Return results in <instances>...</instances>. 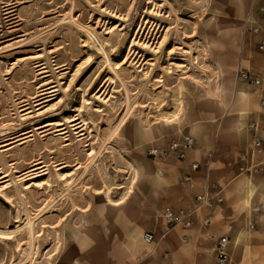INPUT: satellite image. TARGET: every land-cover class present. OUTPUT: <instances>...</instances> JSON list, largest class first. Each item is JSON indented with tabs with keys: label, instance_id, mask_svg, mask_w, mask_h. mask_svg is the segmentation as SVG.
Returning a JSON list of instances; mask_svg holds the SVG:
<instances>
[{
	"label": "rangeland",
	"instance_id": "1",
	"mask_svg": "<svg viewBox=\"0 0 264 264\" xmlns=\"http://www.w3.org/2000/svg\"><path fill=\"white\" fill-rule=\"evenodd\" d=\"M252 2L0 0V264H98L117 212L140 249L148 148L211 117Z\"/></svg>",
	"mask_w": 264,
	"mask_h": 264
},
{
	"label": "crops",
	"instance_id": "2",
	"mask_svg": "<svg viewBox=\"0 0 264 264\" xmlns=\"http://www.w3.org/2000/svg\"><path fill=\"white\" fill-rule=\"evenodd\" d=\"M255 4L253 0L252 5ZM253 6L249 13L264 24L259 6ZM242 38L235 48L236 61L227 92L213 96L211 117L187 129L194 145L186 158L153 161L163 186L157 196L159 207L154 214L145 211L148 222L136 229L138 233L142 231L140 249L128 247L133 241L132 236H127L129 220L117 212L101 221L100 228L107 231L102 237L104 241L92 238L94 244L101 246L93 256L98 264H207L209 259L215 263V242L208 238L209 234L227 237V264H264V152L257 157L261 162L257 174L250 178L238 171V156L246 150L253 133L264 142V85H249L236 75L238 70H247L264 77V51L247 45L246 34ZM250 123L255 124V130ZM193 162L200 165L197 171L191 170ZM206 176L221 189L222 202L203 211L190 228L168 229L158 217L160 210L164 206L190 207ZM255 206L258 210L253 209ZM201 216L209 217L207 225L202 223ZM250 225L254 227L251 229ZM145 233H153V242L143 239ZM106 245L109 248L104 249ZM207 249L212 255L207 254ZM57 264L69 263L63 258Z\"/></svg>",
	"mask_w": 264,
	"mask_h": 264
},
{
	"label": "built area",
	"instance_id": "3",
	"mask_svg": "<svg viewBox=\"0 0 264 264\" xmlns=\"http://www.w3.org/2000/svg\"><path fill=\"white\" fill-rule=\"evenodd\" d=\"M259 12L264 14V7L259 8ZM243 30L250 31L258 37V49L264 51V26L250 13H248L243 19ZM237 78L246 82L249 85L260 87L264 85V77L254 75L247 70H238ZM264 104V101H262ZM254 130L256 126L254 123L249 124ZM194 140L190 135H183L180 139L171 140L166 146L161 147L159 145H151L148 148V155L153 161H163L168 158H174L178 161H182L186 158L187 152L193 148ZM264 152V142L258 134L253 133L251 140L246 150L238 156V171L240 174H246L248 177H252L259 172L260 161L257 157ZM200 165L196 162L191 164V170L197 171ZM189 179L188 176L185 177ZM223 200L221 196V189L215 182H212L205 177L203 188L200 192L195 194L193 204L190 207H181L173 209L171 207L164 208L162 217L166 223L168 229L180 226L184 229L190 228L194 219L202 214L203 211L213 208L215 205L221 203ZM254 210H258V207H254ZM201 221L204 225L209 223L208 216H201ZM251 229L253 225L249 226ZM208 238L213 240L215 263L216 264H227L229 261V253L227 250L228 239L225 236L216 237L215 235L209 234ZM143 239L146 242H153V233H145ZM166 257L169 255L166 253Z\"/></svg>",
	"mask_w": 264,
	"mask_h": 264
}]
</instances>
